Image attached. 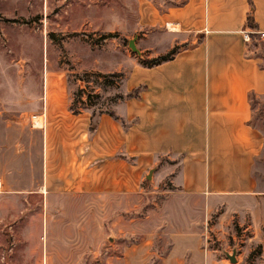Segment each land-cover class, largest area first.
<instances>
[{"label": "crops", "instance_id": "obj_1", "mask_svg": "<svg viewBox=\"0 0 264 264\" xmlns=\"http://www.w3.org/2000/svg\"><path fill=\"white\" fill-rule=\"evenodd\" d=\"M136 3L140 58L178 46L172 58L152 66L134 63L123 77L121 94L103 109L73 105L66 71L46 67L42 94L31 112L35 124L0 113V230L1 222L15 215L16 199L26 210L27 200L38 197V214L49 235L45 261L78 263L83 232L93 237L87 246L97 245L92 220L73 230L75 224L51 222L50 208L64 214L78 208L89 216L98 199L111 215L118 212L110 210L114 199L152 193L166 178L171 186L164 195L174 198V207L162 213L167 224L161 232L169 235V244L160 264H219L216 249L207 244L213 214L219 222L249 220L252 238L263 243L255 264H264V237L257 238L264 230V191L253 176L263 137L251 122V100L264 97V44L256 34L264 30V0ZM245 31L251 34L248 42ZM150 38L156 46H139ZM135 89L137 95H129ZM123 211L108 223L109 231L117 228L121 237L115 240L119 264H151L157 257L153 233L128 243L122 238L128 231L123 216L128 210ZM70 230L80 234L67 241L62 234Z\"/></svg>", "mask_w": 264, "mask_h": 264}, {"label": "rangeland", "instance_id": "obj_2", "mask_svg": "<svg viewBox=\"0 0 264 264\" xmlns=\"http://www.w3.org/2000/svg\"><path fill=\"white\" fill-rule=\"evenodd\" d=\"M136 20V0H47V4L44 0H0L2 116L35 124L31 112L36 107L35 100H39L37 98L42 94L46 67L66 71L75 98L73 105L86 103L98 109L105 108L112 98L121 94L123 77L134 63L153 58V54L143 59L138 57L128 44L136 34ZM154 35L158 36V33ZM145 42L140 41L139 46L157 45L151 38ZM261 48L264 53L262 44ZM251 104V122L263 137V148L255 160L253 176L264 191V97L253 98ZM170 186L165 178L154 184L150 190L152 193L145 192L127 200L114 199L110 210L118 212L111 215L106 213L108 209L104 202L98 199L95 200V214L89 216L87 212L80 213L78 208L67 211V214L63 211L54 213L50 208L53 213L47 217L51 222L75 224L73 230L89 218L94 224L92 233L95 234L96 247L87 246L93 237L90 232H83L80 239L85 245L78 254L80 262L68 264H119L116 254H119L120 242L115 240L119 241L121 237L115 228L112 230L113 240L108 239L111 232L108 223L111 218H118L124 208L128 210L123 215L128 231L122 238L130 243L153 233V249L157 257L151 264H160V256L167 251L169 244V235L161 232L162 224H167V216L162 213L166 208L174 207V198L164 195ZM21 200L15 201V215L7 222H1L0 264H64L45 261V244L49 235L38 214L41 209L39 198L28 199L26 210ZM174 219L180 223L175 211ZM247 225L249 220L242 224L236 218L230 223L219 222L216 214L210 215L207 244L216 249L215 259L219 264H255L259 260L263 243L252 238L253 229ZM78 233L64 232L63 239L71 241L79 236ZM261 236L264 237V230L258 232L257 238ZM233 249L237 253L236 263H231L224 254H231ZM49 250H58L61 254L63 249ZM110 255L111 263H108Z\"/></svg>", "mask_w": 264, "mask_h": 264}, {"label": "water", "instance_id": "obj_3", "mask_svg": "<svg viewBox=\"0 0 264 264\" xmlns=\"http://www.w3.org/2000/svg\"><path fill=\"white\" fill-rule=\"evenodd\" d=\"M135 39H136V35H135L132 39L129 40V43H128V44H129L131 50H132L133 52L137 53L139 57H141V54H140L139 50L137 49V47H136V45H135ZM98 112H99V111H96L95 114H94V116H93V118H92V127H94L95 124H96V119H97ZM154 169H155V167L152 168V169H150V170L148 171V173L145 175V178H146L147 180H151V176H152V173H153V170H154ZM108 239H109L110 241L113 240V234H112V231L110 232V236L108 237ZM224 254H225V256L229 259V261H230L231 263H236V262H237V259H236V250H235V249L232 250V253H231V254L228 253V252H224Z\"/></svg>", "mask_w": 264, "mask_h": 264}, {"label": "trees", "instance_id": "obj_4", "mask_svg": "<svg viewBox=\"0 0 264 264\" xmlns=\"http://www.w3.org/2000/svg\"><path fill=\"white\" fill-rule=\"evenodd\" d=\"M10 21H15V20L11 19ZM177 49H178V46H174L173 48H171L165 54H161V55L153 57V58H151L149 60H145V62L141 61V63H143L146 66H152V65H155V64H159V63H161L163 61H166V60L172 58L173 55L176 53ZM137 92H138V90L135 89V90H133V92L131 91L129 93V95H137Z\"/></svg>", "mask_w": 264, "mask_h": 264}, {"label": "built area", "instance_id": "obj_5", "mask_svg": "<svg viewBox=\"0 0 264 264\" xmlns=\"http://www.w3.org/2000/svg\"><path fill=\"white\" fill-rule=\"evenodd\" d=\"M256 34L258 35V38L263 42V44H264V30H262V31H257L256 32ZM243 38H244V40L245 41H250L251 40V34H250V32H247V31H245V32H243Z\"/></svg>", "mask_w": 264, "mask_h": 264}]
</instances>
